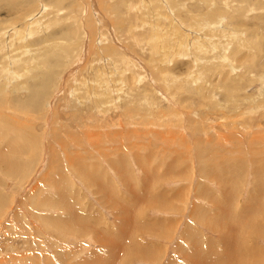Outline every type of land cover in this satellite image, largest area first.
<instances>
[{"label": "rangeland", "instance_id": "rangeland-1", "mask_svg": "<svg viewBox=\"0 0 264 264\" xmlns=\"http://www.w3.org/2000/svg\"><path fill=\"white\" fill-rule=\"evenodd\" d=\"M9 1H0V264H189L191 245L215 246L233 264L232 227L244 264H264V204L261 217L243 214L255 234L237 224L264 166V8L252 7L264 0ZM232 173L237 223L213 227ZM147 189L167 193L170 208L138 211L134 193ZM136 213L153 232L136 234ZM137 241L155 256L120 263Z\"/></svg>", "mask_w": 264, "mask_h": 264}, {"label": "bare ground", "instance_id": "bare-ground-1", "mask_svg": "<svg viewBox=\"0 0 264 264\" xmlns=\"http://www.w3.org/2000/svg\"><path fill=\"white\" fill-rule=\"evenodd\" d=\"M1 2L3 1V0H0ZM11 1V0H10ZM9 1V2H10ZM13 2H15V0H12ZM240 1H242V0H240ZM247 0H245V2H246ZM7 2H8V0H7ZM243 2H244V0H243ZM249 2V1H248ZM7 4H11V2L10 3H7ZM248 5V4H247ZM253 6L252 7H257V8H264V1L263 2H255L254 1V3L252 4ZM9 6V5H8ZM172 8H174V6H176V5H174L173 3H171V5H170ZM10 7V6H9ZM246 7V6H245ZM13 8V7H12ZM18 8V7H17ZM248 8V7H247ZM11 9V8H10ZM250 9V8H249ZM14 10V9H13ZM17 11V10H16ZM213 11H214V9H213ZM216 11V10H215ZM217 12V11H216ZM228 15V14H227ZM237 15V14H236ZM178 16L181 18H183L184 19V14L183 13H179L178 14ZM204 17V16H203ZM218 17V16H217ZM211 18V17H210ZM226 18V17H225ZM259 18V17H258ZM260 18H262L263 20H264V15L263 16H261ZM218 19V18H217ZM206 21V20H205ZM203 23H204V20H203ZM217 23V22H216ZM236 23V22H235ZM196 24V23H195ZM207 24V23H206ZM238 24V23H237ZM213 25V24H212ZM212 25H210V27H208V28H211V26ZM234 25V24H233ZM232 25V26H233ZM217 26V25H216ZM214 27V26H213ZM218 27V26H217ZM203 28H205V27H203ZM199 29V28H198ZM203 30V29H202ZM215 30V29H214ZM231 30V29H230ZM190 31H192V30H190ZM205 31V30H204ZM249 31V30H248ZM193 32V31H192ZM201 32V31H200ZM252 32H254V31H252ZM2 33H3V31H2ZM1 33V34H2ZM188 33V32H187ZM226 33V32H225ZM259 33V32H258ZM225 35V34H224ZM186 36V35H185ZM206 36V35H205ZM194 37V36H193ZM200 37V36H199ZM42 38V37H41ZM186 38V37H185ZM189 37H187V39H188ZM212 38V37H211ZM44 39H45V37H44ZM219 40V39H218ZM214 42V41H213ZM164 43H166L165 41H164ZM168 43V42H167ZM14 44V43H13ZM180 44V43H179ZM196 45V44H195ZM194 45V46H195ZM153 46V45H152ZM179 46V45H178ZM183 46H184V43H183ZM189 46V45H188ZM181 46H179L178 48H180ZM210 48H211V46H210ZM202 50V49H201ZM224 52V51H223ZM220 54V53H219ZM224 54V53H223ZM220 60H222V59H220ZM224 60V59H223ZM55 61V60H54ZM238 62V61H237ZM3 63V62H2ZM57 64V63H56ZM231 67H232V65H231ZM230 67V68H231ZM51 71V70H50ZM213 71V70H212ZM52 72V71H51ZM161 73V72H160ZM222 73V72H221ZM48 74V73H47ZM12 77L11 78H15V77H17L15 74H13L12 73ZM15 75V76H14ZM49 75L51 76L52 74H48L47 76H48V78H49ZM9 76V75H8ZM53 77V76H52ZM47 78V79H48ZM43 78H41V80H42ZM45 79V78H44ZM41 80H34V82H33V84H37V86H39L40 87V89L39 90H41L42 91V89H45V87H44V85L43 84H41ZM228 81V80H227ZM45 81H43V83H44ZM225 83V82H224ZM223 83V84H224ZM102 85V84H101ZM100 85V86H101ZM233 85V84H232ZM36 87V86H35ZM35 89V92H34V95H32V97L31 98H29V104H25L24 106H28V105H30V106H34V103L36 102V100L38 99L37 98V93H38V89H36V88H34ZM34 89H31V90H34ZM225 89V88H224ZM50 91V90H49ZM230 91V90H229ZM263 92V91H262ZM32 93V92H31ZM235 93V92H234ZM230 94H231V92H230ZM41 96V95H40ZM39 96V97H40ZM45 96V95H44ZM261 96V95H260ZM264 96V95H263ZM226 97H228V96H226ZM230 97H232L231 95H230ZM235 97V96H234ZM256 100V99H255ZM254 101V100H253ZM23 103V102H22ZM253 103V102H252ZM254 104V103H253ZM251 105V104H250ZM252 106H254V105H252ZM25 108V107H24ZM30 108V107H29ZM178 116V115H177ZM2 133V132H1ZM17 137V136H16ZM15 137V138H16ZM2 138H4V137H2ZM1 134H0V141H1ZM17 139H18V137H17ZM16 140V139H15ZM19 140V139H18ZM0 144H1V142H0ZM22 145V144H21ZM8 146H9V144H8ZM10 147V146H9ZM14 147V146H13ZM6 148V147H5ZM18 148V147H17ZM17 148L15 147L14 148V152H15V157H18V154H17ZM2 148L0 147V150H1ZM3 150V149H2ZM10 150H12V149H10ZM8 151H9V149H8V147H7V149L3 152V153H6L7 152V154H8ZM0 157H1V153H0ZM228 161V160H227ZM262 161V160H261ZM261 161H260V163H261ZM17 162V161H16ZM14 163V162H13ZM225 164H228L226 167H225V170L226 171H230V172H232V171H234L235 170V168H236V172H237V169L239 168V165L238 164H232V163H225ZM0 166H2V164H1V160H0ZM225 166V165H224ZM223 166V167H224ZM229 166H230V168H229ZM243 166V165H242ZM10 167V166H9ZM2 168V171H6L7 169L6 168H4L3 166L1 167ZM0 168V169H1ZM84 168V167H83ZM223 169V168H222ZM10 170V169H9ZM13 170H15V169H13ZM79 172H82L83 173V170L81 169V170H78ZM254 171H255V169H254ZM222 172V171H221ZM225 172V171H224ZM13 173H15V172H13ZM227 173V172H226ZM260 173H263V174H260ZM87 174V173H86ZM255 176H256V183H255V186H254V188H253V190H252V192L250 193V195H255L254 197H253V199H251V202H250V204L248 205V207L247 208H245L244 210H242V211H240V213H241V215H238V223L237 222H235L234 220H232V219H234V218H237L236 216L237 215H235L233 212H232V208H231V206H233L235 203H234V199H233V191L235 190L234 188V186H235V182L237 181H235V179H237L238 178V173H232V176L229 178V179H227V183H226V186H228L229 187V190H228V192H227V197H226V206H225V210L220 214V215H218L217 216V218L214 220V221H212V222H207L208 224H211L213 227H216L217 225H218V223H225L224 224V226H228L230 223H232V222H230V221H234L235 223H237V224H244L245 225V227L248 229V228H252L253 229V234H255L256 232H257V230L260 228H258L257 226H256V221H254V220H251V216H248V217H245L244 215V212H246L247 211V209H251V211H254L255 213L258 211L259 212V214L258 213H256L255 214V217H257L258 215L260 216V215H262V209H261V207L263 206V204H264V166L261 164L260 166H259V168L257 169V171H256V173H255ZM237 177V178H236ZM93 182V181H92ZM145 184V183H144ZM134 187V186H133ZM135 189H136V186H135ZM147 193H148V189L147 190H145V191H143V192H140V191H135V193H134V196H135V198H134V201H135V203L139 206V208H138V211L139 210H141V209H144L146 206H148V205H150L151 203H153V204H156L157 206H159V207H161V208H165V209H169L170 208V205H169V203L168 202H170L168 199H171V197H168V194L167 193H161V194H158V195H150V194H148L147 195ZM0 200H1V198H0ZM151 202V203H150ZM256 204V206L252 209L251 207H252V204ZM64 204H66V203H64ZM258 209V210H257ZM143 211V210H142ZM141 211V212H142ZM237 213V212H236ZM253 213V212H252ZM237 214H239V211H238V213ZM244 214V215H243ZM239 216H240V218H239ZM247 216V215H246ZM261 217V216H260ZM135 218H136V223H134V224H132V226L133 225H137L136 226V234H142L143 232H144V229L145 230H149V231H152L153 232V230H152V225H154L153 224V221H144L143 220V216L142 215H140L139 213H136L135 214ZM255 219V218H254ZM140 222H143V224L145 225V227H141V225H140ZM143 224H142V226H143ZM155 224H158V225H160V226H162L161 228H164L165 227V224H164V222H156ZM237 224H235V225H237ZM157 225V226H158ZM259 225V224H258ZM156 226V227H157ZM242 226V225H241ZM244 227V226H243ZM235 227H232L230 230H231V234L233 235V237H234V239H235V242H236V244H235V248L234 249H232V255H233V258H234V262H233V264H244V262L246 261V257H245V255H244V253H243V245H244V238H240V236L242 237L243 235H240V234H238V233H236L235 232ZM245 229V228H244ZM251 229V230H252ZM261 229H262V231L264 232V225H262L261 226ZM240 230V229H239ZM250 230V231H251ZM139 231V232H138ZM237 231H238V229H237ZM245 231V230H244ZM239 232H241V231H239ZM243 233V232H242ZM140 234V235H141ZM157 235H160L159 233H156ZM162 234V233H161ZM135 236V235H134ZM121 240H122V237H119ZM234 239H232L233 241H234ZM137 240V239H136ZM242 240V241H241ZM111 242V241H110ZM120 243V245H121V241L119 242ZM137 245H128V256H126L125 255V252H124V254H123V256L121 257L120 255H119V257L118 258H120L121 260H119L120 261V263H122L123 262V260H125L127 257H135L134 256V254H138L137 256H142V257H145V258H147L146 256H148L149 258H151V257H153V256H155L153 253H154V246H152V245H150L149 246V243H144V244H141L140 243V241H137ZM119 245V246H120ZM122 246V245H121ZM117 247V246H116ZM123 247V246H122ZM191 248H190V252L188 253V254H184V255H182L185 259H187L188 260V262H189V264H231V262H230V257H229V255L226 253V252H220V253H223V254H221L220 255V253L218 252V251H216V249H215V246H211V245H204V246H196V245H191L190 246ZM242 247V248H241ZM257 247V246H256ZM253 248V249H258V247L257 248ZM203 248L206 250H203ZM124 249H125V247H124ZM124 249H122L123 251H124ZM245 249V248H244ZM246 250V249H245ZM257 251V250H256ZM119 252H120V250H119ZM122 252V251H121ZM146 252V253H145ZM204 252H208L209 253V255H211V254H213L212 255V261H210L209 263H205V262H203L202 260L201 261H196V258H198V256H202V254L204 253ZM248 253H250V254H252V252H251V250H249V251H247ZM253 252H255V250L253 251ZM144 253H145V255H144ZM121 254V253H120ZM129 254H131L130 256H129ZM147 254V255H146ZM249 254V255H250ZM204 260H205V258H204ZM208 261V260H207Z\"/></svg>", "mask_w": 264, "mask_h": 264}, {"label": "crops", "instance_id": "crops-1", "mask_svg": "<svg viewBox=\"0 0 264 264\" xmlns=\"http://www.w3.org/2000/svg\"><path fill=\"white\" fill-rule=\"evenodd\" d=\"M143 212V211H142ZM137 221H136V218H135V221H134V223H136ZM196 237H195V235H193V239H195ZM184 239H188V235L185 233V235H184ZM206 255H209V253L208 252H204L203 254H202V257H204V256H206ZM207 257L205 258V261H207Z\"/></svg>", "mask_w": 264, "mask_h": 264}]
</instances>
